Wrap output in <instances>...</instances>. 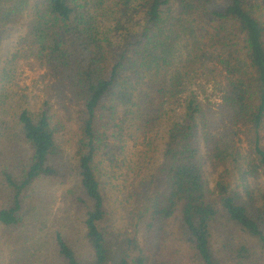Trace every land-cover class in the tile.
<instances>
[{
    "label": "trees",
    "instance_id": "16d2710c",
    "mask_svg": "<svg viewBox=\"0 0 264 264\" xmlns=\"http://www.w3.org/2000/svg\"><path fill=\"white\" fill-rule=\"evenodd\" d=\"M262 2L0 0V31L25 27L9 66L42 71L52 92L35 113H0V264H38L39 247L51 264H264V191L246 186L264 181ZM116 7L143 12L119 43L97 27ZM176 108L121 216L106 159ZM205 162L222 169L213 190ZM57 192L75 231L47 224Z\"/></svg>",
    "mask_w": 264,
    "mask_h": 264
},
{
    "label": "rangeland",
    "instance_id": "374dc122",
    "mask_svg": "<svg viewBox=\"0 0 264 264\" xmlns=\"http://www.w3.org/2000/svg\"><path fill=\"white\" fill-rule=\"evenodd\" d=\"M115 9V7H114ZM116 13L109 17H100L97 20L100 31H108L111 42L119 43L121 37L127 32H136L142 25V9L124 10L116 7ZM264 16V2L260 7ZM261 15V16H262ZM25 32L24 25H7L0 31V113L10 115L20 109L27 108L31 112H37L42 102L52 96L51 87L42 77V71L24 69L22 65L9 66L8 61L15 51L17 42ZM5 68V73L3 72ZM53 100V99H51ZM184 108H176L166 114L158 129L145 139L138 140L133 145L129 142L123 149L113 151L111 160L106 159L114 170L104 173L107 182V199L111 207L121 216L130 212L134 203L129 195L134 188L138 189L143 179L151 174L152 166L159 164L165 147L167 132L170 125L182 119ZM69 159L73 160V153L78 148L77 132H73L69 144L61 143ZM106 158V157H105ZM102 158H100L101 160ZM71 160V161H72ZM103 167L104 158L101 161ZM208 185L211 190L215 187V180L221 172V168H215L207 162L204 163ZM147 183V181H145ZM247 188L252 190V195L257 196L264 191L263 179H251L246 182ZM243 193V192H242ZM56 202L49 212L47 224L50 228L66 227L68 230H77L75 211L68 210L59 192L55 193ZM65 228V229H66ZM2 229L0 226V238ZM176 244V243H175ZM178 248H184L176 244ZM35 255L39 257L38 264H51L49 250L37 248ZM34 255V256H35ZM21 260L27 257L22 256ZM18 258V256H17ZM27 259L23 264H29Z\"/></svg>",
    "mask_w": 264,
    "mask_h": 264
}]
</instances>
